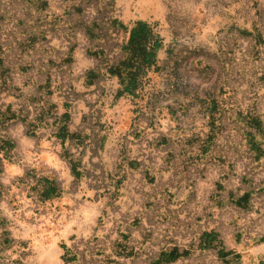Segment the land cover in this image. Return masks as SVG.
<instances>
[{
	"label": "rangeland",
	"instance_id": "1",
	"mask_svg": "<svg viewBox=\"0 0 264 264\" xmlns=\"http://www.w3.org/2000/svg\"><path fill=\"white\" fill-rule=\"evenodd\" d=\"M109 2L0 0V264H264V0Z\"/></svg>",
	"mask_w": 264,
	"mask_h": 264
},
{
	"label": "trees",
	"instance_id": "2",
	"mask_svg": "<svg viewBox=\"0 0 264 264\" xmlns=\"http://www.w3.org/2000/svg\"><path fill=\"white\" fill-rule=\"evenodd\" d=\"M109 1L107 6H112V0ZM115 22H112V24H118ZM160 48L161 39L149 25L139 23L131 30L127 42L122 46V57L118 61L111 62L106 68L108 74L116 77L119 81V95H135L136 90L142 84L148 72L156 66V55ZM102 52H94L93 56L98 57ZM92 73L93 71L89 72V74ZM22 121L25 122L26 118L23 117ZM31 127L33 129H30L28 134L34 136L39 126L34 125ZM69 134L68 126L65 124L59 127L54 135L64 143ZM2 143L4 145L1 150L5 148L10 150L13 147L11 141L6 138L3 139ZM51 191L52 189L50 188L47 191V196H49ZM64 258L66 257L63 256Z\"/></svg>",
	"mask_w": 264,
	"mask_h": 264
}]
</instances>
